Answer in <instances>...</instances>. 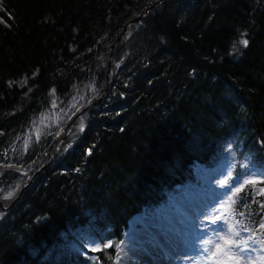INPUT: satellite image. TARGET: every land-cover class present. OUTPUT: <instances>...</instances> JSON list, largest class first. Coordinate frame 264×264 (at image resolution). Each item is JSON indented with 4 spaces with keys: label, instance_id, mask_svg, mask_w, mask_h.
<instances>
[{
    "label": "trees",
    "instance_id": "1",
    "mask_svg": "<svg viewBox=\"0 0 264 264\" xmlns=\"http://www.w3.org/2000/svg\"><path fill=\"white\" fill-rule=\"evenodd\" d=\"M157 1L0 0V169L7 140L55 101L79 93L81 112L104 93L111 45L150 9L116 44L110 89L81 113L80 138L0 208V264H92L97 253L109 264V250L91 248L120 238L195 161L222 158L227 134L264 141V0ZM249 145L264 161V146ZM253 185L239 210H264Z\"/></svg>",
    "mask_w": 264,
    "mask_h": 264
},
{
    "label": "rangeland",
    "instance_id": "2",
    "mask_svg": "<svg viewBox=\"0 0 264 264\" xmlns=\"http://www.w3.org/2000/svg\"><path fill=\"white\" fill-rule=\"evenodd\" d=\"M81 97L82 95L79 93L73 94L68 99H66V104L64 101L65 105H62L58 100V102L52 105L50 109L43 112L41 116L35 119L28 128L14 136H11L3 146L1 155L2 158L19 162L21 160L28 161V159L33 155L32 153L28 155L33 146L41 143V145L46 146L48 140H52L53 136L60 134L64 129H66V121L71 117L72 113L77 110V108L80 106V103L83 101ZM84 123L85 122H80L77 124V126L75 127L76 132ZM30 162H32V160H30ZM194 172L197 179H201L206 186L212 185L213 190L209 194H206L204 192L200 193L199 185L189 183L185 186V189H183L181 193H179L178 195L176 194L174 197H172L171 202H173L174 204V207L172 208L173 210L169 207V205H167L165 209H159L158 211H147L145 214L142 213L140 216H135L130 222L129 230H127L126 232L125 239L120 244L119 251L121 253V257H118L117 255L116 261L119 260L120 264H141L140 257L146 256L145 250L150 246V244L146 242V239L139 238L137 236L138 234H140L139 227L141 226L140 219L142 218L144 220H157L156 224L158 225H166L170 222L169 225H174L177 227L180 223L179 218L181 217V214L178 211H184L185 208L193 205V203L199 198L201 200H204V202L207 201L206 203H203L205 206H196L194 208V211H191L188 214L190 215L196 212V216L193 218V220L195 219L198 227L201 230L208 226V220H206L205 217L214 215L215 211L219 209L220 203L226 202L228 200L229 195H231L228 187L229 184H225V186H223L226 175H224L221 167L199 169L196 167L194 169ZM16 184L17 181H12V179H9V177H1L0 190L2 191H0V193L7 191L6 193H4V196L8 192L13 193L15 190H13L12 188ZM216 201L217 203L214 208L210 209ZM212 212H214V214H212ZM154 216H156L157 219H155ZM142 223L144 224V221ZM214 226L215 225L211 224L212 228ZM224 227V225H217V228ZM236 230L239 231L237 227ZM169 234L171 235V232ZM167 238L168 235L166 234L164 240H166ZM216 240V237L213 242L210 236H203L201 239V250H204L206 248L208 250V255H211V252L214 250V244ZM205 241H208V243H204ZM154 245L158 246L156 243ZM154 250L155 248L153 247L152 251ZM127 252L130 255H128ZM200 263L213 264V260L206 258V256L204 255L200 256L199 264ZM188 264H191V261Z\"/></svg>",
    "mask_w": 264,
    "mask_h": 264
},
{
    "label": "snow or ice",
    "instance_id": "3",
    "mask_svg": "<svg viewBox=\"0 0 264 264\" xmlns=\"http://www.w3.org/2000/svg\"><path fill=\"white\" fill-rule=\"evenodd\" d=\"M240 42L244 47H247L249 44L247 39H242ZM51 91L52 93H55L54 88ZM260 143L264 146V141H260ZM89 154H91V150H89ZM8 167L11 168L13 166L8 165ZM24 175H27V173H24ZM255 183H257L256 179H245L239 186H237L235 182L229 184L228 187L232 195L226 202L220 203V207L215 211L214 215L205 217V219L212 225L225 226L224 228H218V230L214 232L217 240L214 244V250L211 252V255H208V250L206 248L203 250L206 258L213 260V264H264V255H261L258 258L254 255L257 251L264 252V240H257L252 229L242 226V231L249 232L250 235L247 239H244L243 237L239 240L236 239V237H240V231L236 230V227L240 222L235 219V216H244L245 213H236L234 211V205L236 204L234 198L243 190L244 185ZM12 195V192H8L3 198H11ZM260 195H264V189L260 190ZM244 206L246 205L241 202L240 207ZM259 206L264 208V205ZM257 223L258 230H264V217H262ZM204 243H208V241H205ZM257 244L261 246L259 249L255 247ZM111 248H114V244L111 240H108L107 242H102V244H97L91 250L93 252H102L105 249ZM117 255H119V253H117ZM188 259L191 260L192 258L188 257ZM115 264H120V261L117 260Z\"/></svg>",
    "mask_w": 264,
    "mask_h": 264
},
{
    "label": "bare ground",
    "instance_id": "4",
    "mask_svg": "<svg viewBox=\"0 0 264 264\" xmlns=\"http://www.w3.org/2000/svg\"><path fill=\"white\" fill-rule=\"evenodd\" d=\"M197 204L200 203V201H195ZM155 219L156 216H154ZM140 222H143L142 219H140ZM145 225L140 227V234L137 236L139 238L146 239V242L150 244V246L146 250V256L140 257L141 264H183L185 260H189L187 255L189 257L193 258L191 254V250L188 254V247H184L183 244L180 242L178 237H174L172 241L165 247L163 246L162 242L165 239L166 232H167V224L166 225H158L156 224V221L150 220H144ZM171 237L172 235H168ZM157 244L159 246H156L154 244ZM155 248L154 251H152V248ZM183 249V250H182ZM172 251L174 252H180L176 256H173ZM163 252V254H161ZM128 255H130L127 252Z\"/></svg>",
    "mask_w": 264,
    "mask_h": 264
},
{
    "label": "water",
    "instance_id": "5",
    "mask_svg": "<svg viewBox=\"0 0 264 264\" xmlns=\"http://www.w3.org/2000/svg\"><path fill=\"white\" fill-rule=\"evenodd\" d=\"M147 13H148V11L142 17H145L147 15ZM140 18H141V16L137 17L136 19H133L131 22H134L135 20H139ZM125 32H126V29L122 32V34L120 35L119 39H121L124 36ZM113 50H114V45L110 48V56H109L110 64H111V58L113 56ZM109 74H110V70H108V79H109ZM47 164H48V162L44 165V167H46ZM23 188L21 189V191L23 190Z\"/></svg>",
    "mask_w": 264,
    "mask_h": 264
}]
</instances>
